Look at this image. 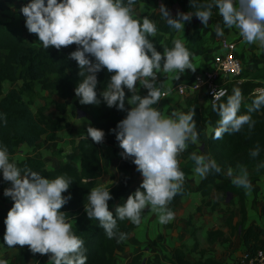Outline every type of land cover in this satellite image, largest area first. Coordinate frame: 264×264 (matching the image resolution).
I'll return each instance as SVG.
<instances>
[{"label": "clouds", "instance_id": "1", "mask_svg": "<svg viewBox=\"0 0 264 264\" xmlns=\"http://www.w3.org/2000/svg\"><path fill=\"white\" fill-rule=\"evenodd\" d=\"M135 5L136 0H29L19 9L27 31L35 34L45 49L59 51L77 46L69 59L75 60L79 68L80 80L74 91L81 105H98L102 98L109 108L126 112L111 131L122 149L121 157L131 159L142 182L126 202L116 207L115 218L108 205L113 197L103 184L89 191L85 205L89 220H98L107 238H116L118 243L127 236L117 232L118 220L127 219L139 226L146 208L157 214L161 224L175 218L168 205L182 192L185 181L178 157L189 145L200 143L194 107L188 112L174 109L170 114L154 107L165 96L158 74H182L186 69L195 72L192 54L181 39H174L172 47L161 45L163 52L157 51L149 39L158 34L156 22L146 15L136 16ZM190 7L194 11H177L176 17L163 3L155 10L168 28L183 32L185 22H191L193 16L206 27L215 8L225 27L238 30L248 45H257V55L264 52V0H190ZM215 31L218 37L224 35L219 23ZM103 69L111 75L98 97L97 74ZM179 78L177 75L176 80ZM137 84L146 89V95L137 91ZM125 88L131 93L127 99ZM226 95L224 88L212 91L211 107L219 116L218 126L212 130L213 139L240 132L245 125L251 131L255 125L251 113L264 106V88L254 91L255 98L247 114L242 115H238L243 101L241 89L234 87L226 102H220ZM86 137L102 144L105 133L89 124ZM259 151L257 145L250 155L256 157ZM188 158L194 162V174L201 179L222 172L210 154L193 151ZM260 168L264 163L257 166V171ZM0 173L10 184L3 194L13 201L4 220L7 247L28 246L32 254L48 255V264H87L84 241L73 231L72 218L61 211L71 200L70 193L63 195L68 192L71 178H46L28 167L21 169L10 159L7 146H0ZM226 175L232 185L251 195L246 166H229ZM0 264L8 261L0 259Z\"/></svg>", "mask_w": 264, "mask_h": 264}, {"label": "trees", "instance_id": "2", "mask_svg": "<svg viewBox=\"0 0 264 264\" xmlns=\"http://www.w3.org/2000/svg\"><path fill=\"white\" fill-rule=\"evenodd\" d=\"M19 1L0 0V9L8 5L13 9V13H19L20 7L26 4L19 3ZM177 1L181 2L184 7L182 12L194 11L190 7V0ZM141 2V0H136V5ZM172 16L176 17V14ZM156 17L161 24H157L158 34L153 41L157 51L163 52L161 45L173 46L165 37H173L176 31L168 28L160 14ZM192 19L195 22L192 24L193 31L185 45L191 54L202 46L201 34L204 29L210 26L215 27L217 23L221 25V28H226L215 8L206 27L195 16ZM26 31L25 21L22 19L0 20V146H7L10 159L15 161L21 169L28 167L46 178H55L59 175L71 178L72 183L68 192L63 193L64 196L70 193L71 200L62 207L61 211L72 218L73 231L84 241L87 250V264H114L116 238H107L99 221L89 220L85 212L89 191L99 185L100 178L105 174L98 145L90 138H81L77 143L71 142L73 152L79 157L78 163L63 161L58 151L56 154L59 164L55 169L46 167L37 148H40L43 142H55L58 138L57 134L68 129V125L64 122V116L68 112L65 100L74 99L76 111L89 117L91 126L104 131L103 143L116 148L119 152V177L113 185L107 186L113 197L108 201L109 211L115 218L116 207L126 202L129 194L134 193L142 182L134 183V177L141 176V174L136 171V166L131 159L126 160L121 157L122 149L115 139V134L111 131L126 116V112L119 111L116 107L109 108L102 98L98 105H81L74 91L80 80L79 68L75 60L69 59V54L76 50L77 46L73 44L59 51L53 47L45 49L35 34H31L30 42H25L23 37ZM237 59L241 62V72L237 77L226 79H230L227 85V95L232 94L234 87L241 89L243 101L238 115H242L247 114L248 107L255 98L254 91L264 88V52L249 56L247 61ZM97 75L99 83L96 91L99 97V93L106 88L111 74L103 69ZM5 83L8 84V89L6 93H3ZM137 91L141 95L147 94L146 89L137 87ZM125 93L126 99L130 97L131 93L126 88ZM227 95L220 102H226ZM204 97L206 98L205 95ZM37 98L42 99L44 104L38 106L33 112L30 106ZM195 99L193 97L187 100V109L194 107V120L199 137H203L210 128V133L205 140V151L217 161L222 172L210 173L205 179H201L194 189L184 185L182 192L173 198L168 207L173 211L176 202L191 192L199 193L202 198L209 197L214 189L221 190L223 197L235 195L240 201L238 209L240 219L236 225H233L234 211L228 209L224 225L232 230L231 235L235 234L240 237L244 253L252 255L258 249L264 251L263 229L247 223L244 189L232 185L230 178L226 175L229 166L235 169L239 164L247 167L251 182L264 178V168L257 171V166L264 163V106L259 111L251 113L255 121L251 131L245 125L240 132L226 133L222 139H213L212 130L218 126L219 116L212 110L211 104L207 103L205 107L200 108ZM51 106L54 107L55 116L47 113ZM126 107L130 106L126 104ZM257 145H259V155L252 157L250 153ZM22 146L31 149V152L22 159H16ZM193 151L198 152L197 147L189 145L187 151L178 157L180 169L185 173V179L193 173L194 162L188 158ZM5 183L0 173V187H3ZM12 206L13 201L11 200L8 207H0V241L4 240L6 231L4 220ZM206 206L207 203L203 201L198 206L197 212ZM135 228L136 225L127 219L117 221V232L119 233L129 235ZM220 236H222L220 231L210 232L207 235V242L213 243ZM9 249L12 251V256L8 264H48V255L32 254L28 246L17 245ZM193 250L194 248L188 251L182 246L174 247L162 256L165 261L163 263L159 254L154 257L145 256V250H138L131 254L127 264H218L213 258L191 260L188 254Z\"/></svg>", "mask_w": 264, "mask_h": 264}, {"label": "crops", "instance_id": "3", "mask_svg": "<svg viewBox=\"0 0 264 264\" xmlns=\"http://www.w3.org/2000/svg\"><path fill=\"white\" fill-rule=\"evenodd\" d=\"M25 1L26 0H20L19 3H27ZM141 1L142 2L140 4H137L135 6V15H146L150 20L156 22V25L161 24V22H159L156 17L159 15V12L158 10H155L159 9L161 3H163L167 7V9L170 10L171 15H175L177 11L182 12L184 10L182 3L177 0ZM13 14L15 18L22 19V14L20 12ZM193 23H195L193 22V19L191 20V22H185L183 32H175L173 37L166 36L165 38L167 40H170L171 43L174 39H181L186 45L193 31ZM223 32L224 35L222 37H218L216 35L214 26H210L202 31V46L199 50L195 51L191 55V62L196 68L195 72L186 69L182 74H158V80L162 81L164 84L165 96L158 102V104L154 105V107L160 109L165 114H170L174 109L188 112L189 110L187 109L186 102L193 97L196 98L195 100L198 107L203 108L206 106L207 102L203 93L192 95L193 97L188 96L182 98L175 94L174 87L177 84L186 83L190 81V79L194 75L200 74L214 67V63L216 62V60L220 58L224 53V50L220 47V40L224 39L229 43H233L235 45V56L240 60L246 59L245 61H247L249 56L253 54L257 55V52L259 51L257 45H248L246 42H244L243 39L239 36L238 30H236L235 28L226 27L225 29H223ZM149 39L154 43V38L149 37ZM262 53L263 52H261L260 54ZM177 75H180V78L178 80H176ZM137 87L139 89H143L139 84H137ZM68 101H70L72 103V106L74 107V99L65 100L67 111ZM74 110H76L75 107ZM86 119L88 121V125L91 124L90 118L86 116ZM209 133L210 128H208L207 133L203 137H199V145H194L197 147L198 153L203 152L204 154H207L205 151V140ZM79 139L73 142L77 143ZM97 145L101 155L102 165L105 169V174H103L100 178L99 185L103 184V176L106 175L109 180L103 185L105 187L111 186L117 181L119 177L118 167L120 159H116V156L118 155L117 149L105 143ZM102 147L106 148L107 150L111 148L112 150H109L111 152H104L101 150ZM142 179V176H135L134 183L141 182ZM200 181L201 178L196 176L193 172L185 179L183 186L187 185L189 186V188L194 189L200 183ZM251 184V195L246 194V191L244 190V206L247 212V223L250 225L261 227L264 231V211H262V208H264V178L255 180L251 182ZM7 187H10V184L7 182L3 187H0V203L4 202V205H2V207H8L11 201L9 197H5V200L2 198L4 197L3 190ZM229 198H233V200L231 199L232 201H230ZM203 201L207 203V206L200 212H197L198 206H200ZM239 206L240 201L237 196L233 195L223 197V192L221 190L214 189L211 195L207 198H202L200 194L196 192H191L190 194L180 198L176 202L173 210L175 218L167 224H161L158 220L157 214L151 212L146 208L142 214L140 225H136L135 230L127 235L126 239H124L123 241L118 243L117 239L115 240L116 251L114 264H127L130 261L131 254L138 250H145V256L154 257L155 255L159 254L163 263L165 261L162 259V256L165 254L166 249L171 250L172 248H176L179 246H182L186 249V246H192L194 248V250L188 254V257L191 260L200 258H213L218 262V264L233 263L238 260L242 254H244L243 246L240 242V237L235 234L231 235L232 230L224 225V221L227 210L232 209L234 211L232 224L236 225L240 219V215L238 214ZM234 209H237V211H235ZM216 220L217 222L221 220V223L224 225V227L218 228V225H215ZM213 231L222 232V236L218 237L213 243H208V246L206 244V248L200 246L201 244H205V241H207L208 233ZM163 236L165 237V239L162 240L163 248L161 249L159 240H161V237ZM234 243H236V245H233ZM219 244H221L223 248L230 251H227L224 254L218 252L217 246ZM164 247L166 248L165 250Z\"/></svg>", "mask_w": 264, "mask_h": 264}, {"label": "rangeland", "instance_id": "4", "mask_svg": "<svg viewBox=\"0 0 264 264\" xmlns=\"http://www.w3.org/2000/svg\"><path fill=\"white\" fill-rule=\"evenodd\" d=\"M25 2H29V0H26ZM21 16H22V19L25 20V17L23 15H21ZM12 18H15L12 8L6 6V7L0 9V20H11ZM23 40L27 43L31 41V34L28 31H26V33L23 37ZM7 89H8V84L5 83L4 87H3V93H6ZM43 104H44V101L40 98H37L34 100V102L31 104L30 107H31L32 111L35 112L37 107L41 106ZM67 106H68V114L64 116V122L68 125V129L66 131L58 133L57 141H55L53 143L43 142L41 144V147L39 149H37L38 154L45 161L46 167L48 169H55L58 167L59 158L57 157V154H56L58 151H60L63 161H72L74 163H78V155L75 152H73L71 145H70V142L76 141L82 137L83 138L86 137V130L88 127V121L86 119V116H84L82 113L74 110V107L72 106V103L70 101H68ZM47 113H49L52 116L56 115L53 106L50 107L49 112H47ZM81 134H85V135L82 136ZM101 150L105 152V151H109L112 149L109 148L107 150L106 148L102 147ZM30 152H31V150L29 148L22 146L19 150V153L16 156V159H21L22 157H24L26 154H28ZM109 152H111V151H109ZM114 154H115V152H114ZM117 154L118 155L116 156V159L118 160V159H120L118 151H117ZM108 180H109L108 177L106 175H104L103 176V184L105 182H107ZM2 198L5 200V196ZM231 199L233 200V198H229L230 201H232ZM2 205H4V202L0 203V207H2ZM235 211H237V209ZM215 225L216 226L218 225V228L224 227V225L221 223V220H219V222H217V220H216ZM164 239H165V237L163 236V237H161V240H159V244H161V249L163 248L162 240H164ZM201 243H203V242H201ZM206 244L208 246L207 241H205V244H201L200 246H202L203 248H206ZM233 245H236V243H234ZM186 247H187L188 251L193 249L192 246H190V247L186 246ZM169 250L170 249H166L167 252H169ZM217 251L224 254L225 252H227V251L229 252L230 250L223 248V246L221 244H219L217 246ZM11 256H12V251L9 249V247H7L4 240H1L0 241V259L7 260L9 263V261L11 260Z\"/></svg>", "mask_w": 264, "mask_h": 264}, {"label": "built area", "instance_id": "5", "mask_svg": "<svg viewBox=\"0 0 264 264\" xmlns=\"http://www.w3.org/2000/svg\"><path fill=\"white\" fill-rule=\"evenodd\" d=\"M220 47L224 50V53L216 60L212 69L194 75L186 83L175 85L174 92L177 96L184 98L203 93L207 98V103L211 104L213 90L224 88L227 91L230 79H226L237 77L242 66L241 62L235 57V45L233 43L222 39L220 40ZM230 264H264V251L258 249L252 255L244 253L238 260Z\"/></svg>", "mask_w": 264, "mask_h": 264}]
</instances>
